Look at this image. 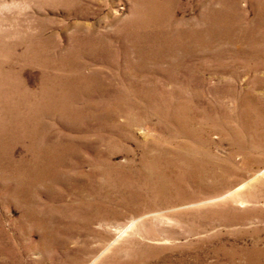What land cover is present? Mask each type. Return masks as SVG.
Instances as JSON below:
<instances>
[{"label":"rangeland","instance_id":"374dc122","mask_svg":"<svg viewBox=\"0 0 264 264\" xmlns=\"http://www.w3.org/2000/svg\"><path fill=\"white\" fill-rule=\"evenodd\" d=\"M0 264H264V0H0Z\"/></svg>","mask_w":264,"mask_h":264},{"label":"bare ground","instance_id":"6f19581e","mask_svg":"<svg viewBox=\"0 0 264 264\" xmlns=\"http://www.w3.org/2000/svg\"><path fill=\"white\" fill-rule=\"evenodd\" d=\"M208 25H210V24H208Z\"/></svg>","mask_w":264,"mask_h":264}]
</instances>
